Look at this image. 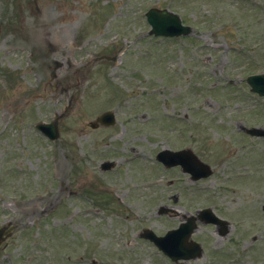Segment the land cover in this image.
Listing matches in <instances>:
<instances>
[{
    "label": "rangeland",
    "instance_id": "rangeland-1",
    "mask_svg": "<svg viewBox=\"0 0 264 264\" xmlns=\"http://www.w3.org/2000/svg\"><path fill=\"white\" fill-rule=\"evenodd\" d=\"M151 8L193 35H149ZM259 73L264 0H0V264H174L139 238L176 225L157 213L172 203L232 223L227 257L205 231L191 264H264V140L240 130L264 128ZM108 111L117 124L92 129ZM57 115L52 142L35 125ZM184 147L213 176L190 186L155 160Z\"/></svg>",
    "mask_w": 264,
    "mask_h": 264
},
{
    "label": "water",
    "instance_id": "water-1",
    "mask_svg": "<svg viewBox=\"0 0 264 264\" xmlns=\"http://www.w3.org/2000/svg\"><path fill=\"white\" fill-rule=\"evenodd\" d=\"M149 23L152 25V33L156 35L166 36H180L187 35L191 32L189 27H184L181 23L180 18L168 11L151 10L148 14ZM254 91L260 92L264 95V76H253L248 79ZM98 121L101 123L109 124L113 121V115L105 114ZM112 123V122H111ZM97 124L93 123L92 126L96 127ZM150 236V233L145 235ZM3 230H0V244L3 240ZM171 251V249H169Z\"/></svg>",
    "mask_w": 264,
    "mask_h": 264
},
{
    "label": "flooded vegetation",
    "instance_id": "flooded-vegetation-1",
    "mask_svg": "<svg viewBox=\"0 0 264 264\" xmlns=\"http://www.w3.org/2000/svg\"><path fill=\"white\" fill-rule=\"evenodd\" d=\"M173 206H176V205H173ZM178 208L179 207H174L173 208V211H172V214H171V216H172V218L174 219V220H178V223H177V227H179L180 226V221L181 220H184L185 221V219L187 218V215H181L180 213H179V211H178ZM177 227H175V228H177ZM215 231H216V233H217V236L219 237V238H230L229 237V235H223V233H222V231H223V229H221V228H216L215 227ZM197 232V231H196ZM196 232H195V234H196Z\"/></svg>",
    "mask_w": 264,
    "mask_h": 264
}]
</instances>
